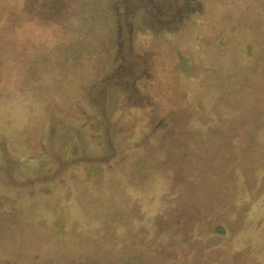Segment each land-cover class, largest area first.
I'll use <instances>...</instances> for the list:
<instances>
[{"label":"rangeland","instance_id":"374dc122","mask_svg":"<svg viewBox=\"0 0 264 264\" xmlns=\"http://www.w3.org/2000/svg\"><path fill=\"white\" fill-rule=\"evenodd\" d=\"M175 1L26 0V32L0 21L19 43L0 42V92L14 85L0 113L20 123L16 145L37 146L56 183L84 162L145 186L124 214L77 201L82 224L59 211L53 229L29 226L26 264H264V0L157 16ZM83 170L66 173L82 181Z\"/></svg>","mask_w":264,"mask_h":264},{"label":"flooded vegetation","instance_id":"af4514ba","mask_svg":"<svg viewBox=\"0 0 264 264\" xmlns=\"http://www.w3.org/2000/svg\"><path fill=\"white\" fill-rule=\"evenodd\" d=\"M35 67L26 70L25 81H20L23 86H19L18 88L15 87L17 91L24 90L26 84L27 86L28 84H33V82L30 83L28 80L32 81L34 79V77H30L29 75H31V73L34 75L36 74L37 70ZM41 76L37 75V81L46 77L43 73ZM7 85L8 89H3L0 92V99H2L4 95L8 98L12 93L13 88L11 87L14 86L13 83L10 82ZM49 85L70 90H72V88L68 87L73 86L69 84V82L63 83L62 85L60 83L61 86H59L53 79ZM62 86L67 88H62ZM37 89L40 90V87ZM6 90H8V92ZM44 96L45 94L39 95L41 99ZM6 103H8V101H6ZM30 105L32 106V103H30ZM36 105L41 106V103L37 102ZM8 114L1 115L0 113V119L5 122L7 121V123L9 122V125L3 128V124L0 121V137L2 138L0 144V204L6 203L4 211L0 214V258L6 260L5 264H26V257L20 258L18 253L21 248L26 246L24 239L26 238V228L29 226H38L40 228L45 226L49 229H53L56 219L58 218L57 212L59 211L63 212L66 224H73L75 221H79V224H82L85 219L80 217L81 213H76V215H74L75 212L71 209V204L74 206L77 201L79 204L83 205L91 203L94 208L101 207L102 205L106 207L108 205L110 208L109 212H111V210H117L122 214H124V212L126 213L131 208L137 209V204L141 205L137 192L141 189L145 190V186L139 187L137 184L130 183L129 181L121 182V176L124 177V175L121 172V168L116 166L117 164H108V168L104 170L102 168L103 164L96 163L94 166H98L100 169L93 172L91 165H87L84 162H77L73 163L71 167L66 166L62 168L63 171L61 173L64 176H60L57 183L54 182L53 176L48 178L51 171H55L56 168H50L51 163L49 159H46V156L43 152L41 153L37 146H30L26 149V146L22 147L16 145V139L13 137V134L10 133L9 128L14 130L20 123L18 124L15 122L17 119L10 116L12 115L10 112H8ZM64 121L67 122L66 120ZM10 124L12 127H10ZM53 125L57 133L58 122H54ZM67 125L69 126V124ZM63 136L64 140L72 137L71 134H63L58 137L63 140ZM73 146L75 147L74 151L77 150V145L74 141ZM74 151L72 150V152L70 151L69 153L66 152V154L74 155L77 152ZM20 155H23V157L20 158ZM26 159L34 161L35 166L30 168L26 164ZM81 166L84 167L83 174L85 175L82 181L76 179L74 172H71V174L66 173L70 172V170L75 171ZM96 173L100 175L99 181H97V179L94 181V175H98ZM35 174H43L45 179H33L32 176ZM68 178L71 181L70 183H68ZM27 185L28 187L26 188ZM70 185H72L73 189L69 187ZM55 195L57 198L59 197V201L61 197L64 198L66 195H69V199L71 200L65 201V205L63 204L64 206H60L61 202H53L52 197ZM150 197L151 195L145 196L146 201H151ZM48 198L50 199L47 203ZM128 200L133 204H128ZM38 211L42 213L40 217H38ZM98 213L99 210L96 208V212L92 215L98 217V215H96ZM87 220L89 222V219ZM61 257L63 258V254Z\"/></svg>","mask_w":264,"mask_h":264},{"label":"trees","instance_id":"16d2710c","mask_svg":"<svg viewBox=\"0 0 264 264\" xmlns=\"http://www.w3.org/2000/svg\"><path fill=\"white\" fill-rule=\"evenodd\" d=\"M175 2H176V8H174L173 5L169 9L164 7L159 8L158 6V9L156 11L157 16H161V14L163 15L165 10H168L167 11L168 14L170 12L169 10H173V9L178 14H180V12L182 13V11H186L189 16H191L195 12L199 13L202 10V7L200 6L201 3L198 0H179V1L176 0ZM224 4H225L224 6L228 7V5L231 4V2ZM6 14L8 16H6ZM0 21H3L5 24L10 23L11 29L19 27L18 29H13L14 30L13 33H17L20 30H24L26 32V23L23 22L26 21V0H0ZM0 36H2V39L0 37V42H3V39H6L8 40V42L14 43L12 41L11 34H7L6 31L0 34ZM14 44L19 45V43H14Z\"/></svg>","mask_w":264,"mask_h":264}]
</instances>
